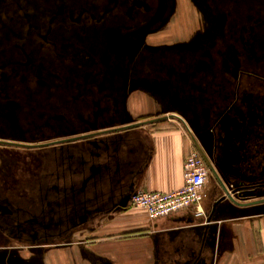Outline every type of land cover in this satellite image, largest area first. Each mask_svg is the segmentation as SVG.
Masks as SVG:
<instances>
[{"label":"flooded vegetation","instance_id":"af4514ba","mask_svg":"<svg viewBox=\"0 0 264 264\" xmlns=\"http://www.w3.org/2000/svg\"><path fill=\"white\" fill-rule=\"evenodd\" d=\"M242 1L220 0L231 6L228 28L239 39V54L254 63L255 71L241 72L248 83L243 89L238 83L234 95L212 101V145L204 154L218 166L222 181L245 179V191L255 195L264 191V0ZM141 10L149 11L150 4L0 0V264H45L38 258L43 247L68 245L65 241L74 233L90 232L98 221L125 211L120 202L134 193L131 189L96 192V179L104 175L111 155V134L96 133L113 127L119 112L111 99L114 86L98 90L111 80L108 68L114 64L101 65L86 39H94L101 28L133 20V12ZM128 50L125 46L122 56L129 64ZM66 127L71 135L58 138ZM14 133L30 142L14 141ZM83 135L92 136L62 142ZM249 150L253 153L247 156ZM243 164L249 175L241 172ZM18 246L29 249L30 257ZM89 264L115 263L98 257Z\"/></svg>","mask_w":264,"mask_h":264},{"label":"crops","instance_id":"0c3cea01","mask_svg":"<svg viewBox=\"0 0 264 264\" xmlns=\"http://www.w3.org/2000/svg\"><path fill=\"white\" fill-rule=\"evenodd\" d=\"M169 99L145 95L124 98L117 103L119 113L114 117L113 121L117 122L114 126L169 115L181 120L169 117L131 130L124 141L125 148L116 154L120 156L119 161H108L104 175L96 179L97 193L108 188L128 189L131 183L134 192H169L180 188L183 162L195 150L190 133L202 151L209 153L213 122L210 114L216 106L213 100L183 98L188 107L183 117L172 108ZM199 108L205 111L200 113ZM196 123L207 126V140H197ZM252 153L249 150L247 156ZM110 154H113L112 148ZM98 163L101 165L104 160ZM245 166H240L241 172L249 175ZM203 194L198 207L153 222L147 221L143 210L127 204L123 213L98 221L90 230L93 242L89 247L96 256L106 257L115 264H167L168 260L195 257L204 260V264H264V204L238 207L225 200L212 212L222 192L217 184L212 188L208 179ZM125 234L126 237H119ZM66 256L65 253L64 260H76L75 254L68 259ZM47 260L62 262L53 254Z\"/></svg>","mask_w":264,"mask_h":264},{"label":"rangeland","instance_id":"374dc122","mask_svg":"<svg viewBox=\"0 0 264 264\" xmlns=\"http://www.w3.org/2000/svg\"><path fill=\"white\" fill-rule=\"evenodd\" d=\"M145 1L150 4L149 11L133 12L131 21H120L111 28L99 29L94 39L86 36L87 46L97 52L99 63L103 66L114 64L108 68L112 73L111 80L99 84L98 90H104L110 84L114 86L111 99L115 111L117 103L124 98L148 95L150 98H170L172 108L185 117L188 107L183 98L217 101L219 95H234L238 83H241L239 90L248 85L241 72L255 71L254 63L239 54V39L228 28L226 10L231 8L229 4L220 0ZM239 3L244 1L239 0ZM125 46H129V64L122 56ZM117 56L120 59L117 60ZM170 84L175 90L172 93ZM203 108H199L200 113L205 111ZM206 127L196 123L194 129L198 141L207 140ZM68 130L66 127L58 138L71 135ZM16 133L12 136L14 141L30 142ZM208 179L212 188L218 186L211 174ZM90 238V233L83 228L66 239L68 245L43 247L38 258L45 264H56L57 260H47L53 254L66 264H89L90 258H98L89 247ZM17 248L24 257H30L29 249ZM65 253L67 259L75 254L76 260H64Z\"/></svg>","mask_w":264,"mask_h":264},{"label":"built area","instance_id":"2783aa9c","mask_svg":"<svg viewBox=\"0 0 264 264\" xmlns=\"http://www.w3.org/2000/svg\"><path fill=\"white\" fill-rule=\"evenodd\" d=\"M209 170L195 149L183 162V185L169 192H134L128 206L145 212L147 221L165 218L188 208H195L203 200V189Z\"/></svg>","mask_w":264,"mask_h":264},{"label":"water","instance_id":"95a60500","mask_svg":"<svg viewBox=\"0 0 264 264\" xmlns=\"http://www.w3.org/2000/svg\"><path fill=\"white\" fill-rule=\"evenodd\" d=\"M169 117H176L180 119L178 116L170 115V116H162V117L154 118L152 120H147V121L133 122L130 124H121L120 126H114L117 122L113 121L112 123L113 127L103 132L96 133V134H104V133L111 134V136H109L107 139H108L109 147L113 149V154L109 155L108 161L116 160V163L117 161H119L120 156H118L119 157L118 158L116 154L122 150V147L125 148L124 141L126 139V136L128 135V133H130L131 130L137 129L139 127H142L150 123L166 120ZM91 128L95 130L97 128V125L96 124L92 125ZM92 135H95V134H92ZM92 135H83V136H78V137L67 138V139L62 140V142H69V141H73L76 139H85L87 137H91ZM190 137H191L192 143L194 144L195 148L197 149L203 161L205 162V165L207 166L210 174L215 178L222 192V195L220 196V198L216 200L215 203L213 204L212 212L218 203L225 201V200L228 203L234 206H238V207H248V206H253V205H258V204H264V191L255 193V195H251L250 193H247L245 191L246 188L243 186V181H245V179L243 180L240 178L239 180L241 181L239 183H234L231 180H225V179H223L222 181L219 176L220 171L218 169V166L216 164L211 163L210 160L207 158V156H205L201 147L198 145L197 141L191 135V133H190ZM96 171H97L96 176H100L99 167L96 169ZM129 188L133 189L132 183L129 184ZM130 197L131 196L127 195L122 199V201L120 202L121 209H126Z\"/></svg>","mask_w":264,"mask_h":264}]
</instances>
